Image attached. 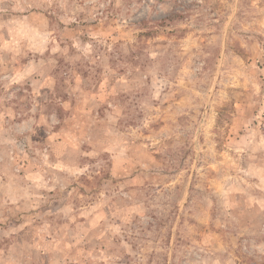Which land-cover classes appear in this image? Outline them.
Returning <instances> with one entry per match:
<instances>
[{
  "label": "rangeland",
  "instance_id": "rangeland-1",
  "mask_svg": "<svg viewBox=\"0 0 264 264\" xmlns=\"http://www.w3.org/2000/svg\"><path fill=\"white\" fill-rule=\"evenodd\" d=\"M0 264H264V0H0Z\"/></svg>",
  "mask_w": 264,
  "mask_h": 264
}]
</instances>
